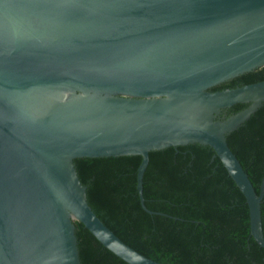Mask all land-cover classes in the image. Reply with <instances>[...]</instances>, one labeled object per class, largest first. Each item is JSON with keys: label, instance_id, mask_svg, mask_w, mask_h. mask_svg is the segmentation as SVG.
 I'll list each match as a JSON object with an SVG mask.
<instances>
[{"label": "water", "instance_id": "water-1", "mask_svg": "<svg viewBox=\"0 0 264 264\" xmlns=\"http://www.w3.org/2000/svg\"><path fill=\"white\" fill-rule=\"evenodd\" d=\"M264 66V0H0V264H81L75 221L128 264H165L95 213L77 158L198 143L247 199L262 201L228 136L264 103V80L211 88ZM243 109L227 114L236 104Z\"/></svg>", "mask_w": 264, "mask_h": 264}, {"label": "trees", "instance_id": "trees-1", "mask_svg": "<svg viewBox=\"0 0 264 264\" xmlns=\"http://www.w3.org/2000/svg\"><path fill=\"white\" fill-rule=\"evenodd\" d=\"M264 80V66L212 91ZM247 104L227 109L235 113ZM228 144L256 191L264 176V103ZM141 156L77 158L78 174L100 219L126 244L165 264H264V247L251 234L247 199L215 151L198 143L150 152L137 188ZM264 230V197L262 201ZM81 264H128L75 221Z\"/></svg>", "mask_w": 264, "mask_h": 264}]
</instances>
